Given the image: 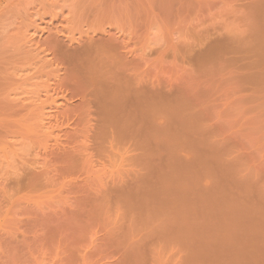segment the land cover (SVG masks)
Wrapping results in <instances>:
<instances>
[{"label": "rangeland", "instance_id": "rangeland-1", "mask_svg": "<svg viewBox=\"0 0 264 264\" xmlns=\"http://www.w3.org/2000/svg\"><path fill=\"white\" fill-rule=\"evenodd\" d=\"M263 10L264 0H0V264H264ZM82 47L135 93L144 116L135 100L137 124L121 110L135 142L122 121L127 141L83 107L88 70L74 79L54 56ZM152 87L159 119L142 103ZM26 90L45 105L31 118L8 108Z\"/></svg>", "mask_w": 264, "mask_h": 264}, {"label": "bare ground", "instance_id": "bare-ground-1", "mask_svg": "<svg viewBox=\"0 0 264 264\" xmlns=\"http://www.w3.org/2000/svg\"><path fill=\"white\" fill-rule=\"evenodd\" d=\"M255 6V5H254ZM253 9V8H252ZM248 10H250V9H248ZM251 11H253V10H251ZM246 12H248V11H246ZM263 12H264V10H263ZM249 13H250V11H249ZM257 14V13H256ZM252 15H255V14H252ZM260 15H262V14H260ZM263 16V15H262ZM254 18H255V16H253ZM246 18H248V17H246ZM253 18V19H254ZM258 18V17H257ZM264 19V18H263ZM247 20V19H246ZM251 20V19H250ZM252 21V20H251ZM259 21V20H258ZM263 23V22H262ZM249 24H250V21H249ZM254 25V24H253ZM250 26V25H249ZM257 26V25H256ZM249 28V27H248ZM256 28V27H255ZM254 28V30H256ZM263 28V27H262ZM258 29V28H257ZM262 31V30H261ZM259 32V31H258ZM259 34V33H258ZM257 36V35H256ZM260 36V35H259ZM85 45V44H84ZM87 45V44H86ZM90 44L88 43V46H89ZM59 48H61V47H59ZM86 49V48H85ZM85 49H83V47H82V51H83V53H82V51H81V53L80 52H77V51H74L73 52V50H62V49H59L58 50V48L57 49H55V50H57V52L54 54V56L56 57V56H58L57 58H61V60L62 61H64V62H66V65L67 66H70V69L71 70H69V74H70V71L72 72L71 74H72V76H74V79H76L75 78V76H76V74L75 73H77L78 74V71H77V69L79 68L80 70H81V68L83 69V70H88L87 72H89V75H87V76H89V78H91V86L89 87V86H87L86 84L85 85H83L82 86V89H81V91H80V93H81V98H82V104L84 105L83 107L85 108V105L87 106L88 105V110H89V112H92L91 110H93L94 109V112L95 111H99L98 112V114H97V112H96V114H95V116H100L99 118H97V119H102L101 118V116L102 117H104V126L102 125V127L103 128H105V124H106V127L108 126L109 128V133H112L113 134V136H112V138H114V137H116L117 138V136H120V135H123L124 136V131L126 132L128 129V131H132L130 128H128L129 126H131V123H133L132 121L129 123V124H127V121L126 120H129V119H126V120H124L125 118H124V116L127 114V112L128 111H126V109H128L130 106H132V105H128L127 103H132L133 105H135V101L137 100V99H134L135 98V93H134V91H136V94L137 93H140V90L142 89L141 88V86H139V85H137L136 84V88L134 87V85L131 87V88H135V89H137L138 88V86H139V91H137V90H135L134 89V91L132 90V92L134 93V98H133V96H131L130 95V97H132V98H130V97H128L129 96V91L131 90V89H129V91H127L126 93H124L126 90H124L123 89V86L124 87H126V85H123V80H122V78L120 79V81L117 79V82H116V87L117 88H115L114 87V83H111V82H113V81H111L110 82V80H112L111 78H109V77H111L110 75L112 74V73H114V70H113V72H112V69L110 68L111 66L109 65L108 66V68H107V65H108V63L109 64H111L110 62H108L107 63V65H106V62L104 61H102V58H103V56H102V58L99 60L98 59V61L96 60L97 58H94L96 55H94V57H92V55H93V53L92 52H90V54L89 53H87V54H85L84 53V51H85ZM88 49V48H87ZM105 49L107 50V49H109V48H107V47H105ZM115 49V48H114ZM54 50V51H55ZM104 49H102V51H103ZM53 51V52H54ZM89 51H91V50H89ZM98 51V50H97ZM101 50L99 51V52H102ZM105 51V50H104ZM116 51V50H115ZM114 51V53H116ZM86 52V51H85ZM120 51H118L117 50V53L116 54H118ZM108 53V52H107ZM101 55H102V53H101ZM105 55V54H104ZM107 55V54H106ZM108 57L109 56H107V57H105V59L107 58L108 59ZM34 59V58H33ZM41 59V58H40ZM40 59H38L39 61H40ZM104 59V60H105ZM113 59L115 60V63H116V65H115V67L116 66H119V65H117L118 64V62L120 63V61L122 60L121 58V60L118 58V56L117 57H113ZM118 59L120 60V61H118ZM201 60V59H200ZM35 61H37V60H35ZM110 61V60H109ZM116 61H118V62H116ZM202 61V60H201ZM32 62L33 63H35L33 60H32ZM38 62V61H37ZM36 62V63H37ZM41 62H42V60H41ZM31 63V62H30ZM35 63V64H36ZM69 65H68V64ZM41 64V63H40ZM39 63L37 64V66L39 67V68H42V64L40 65ZM48 64H51V61H50V63L48 62ZM55 64V63H54ZM120 64H122V61H121V63ZM53 64H51L50 66V68H52L53 66H52ZM111 65H113L112 66V68H114V64H113V61H112V64ZM36 66V65H35ZM34 66V67H35ZM44 66H45V64H44ZM43 66V67H44ZM107 68V69H106ZM44 69V68H43ZM48 69V68H47ZM115 70H116V68H114ZM118 69V68H117ZM38 70V69H37ZM56 69H53V71H55ZM108 70L111 72V74L109 75L108 74ZM32 71V70H31ZM118 70H116V72H117ZM35 72H36V69H35ZM38 73H39V71H37ZM57 72H58V70H57ZM67 72H68V70H67ZM74 72V73H73ZM107 72V73H106ZM115 72V73H116ZM49 73H51V70H49ZM53 73V72H52ZM51 73V74H52ZM56 73V72H55ZM35 74H37V73H35ZM47 74H48V72H47ZM75 74V75H74ZM82 75L83 76V74L82 73H79L76 77L77 78H79L78 76L79 75ZM87 74V73H86ZM105 74H107V75H109L108 77H105L104 75ZM118 74H120L119 72H118ZM117 74V75H118ZM117 75H115V76H117ZM34 76H36V75H34ZM38 76V75H37ZM82 76H80V77H82ZM104 77H105V79L107 80V81H109V83L111 84V87H113L112 89H110L111 87L107 84L108 82H106V80H104ZM119 77H120V75H119ZM31 78H34L33 76L31 77ZM36 78V77H35ZM83 78V77H82ZM15 79V78H14ZM21 79V78H20ZM28 81L30 80V77H27L26 78ZM74 79H72V80H74ZM84 79V78H83ZM108 79H110V80H108ZM32 80V79H31ZM30 80V81H31ZM33 80H35V79H33ZM79 80V79H78ZM77 80V81H78ZM102 80H104V82L106 83L105 85H103L104 84V82L103 83H100V82H102ZM19 81V80H18ZM23 81V80H22ZM81 81V80H80ZM80 81H78V83L79 84H83V83H81ZM25 82H27L26 80H25ZM25 82L23 83V84H25ZM83 82H86V81H84L83 80ZM115 82V81H114ZM120 82V83H119ZM125 82V81H124ZM14 83V82H13ZM22 83V82H21ZM28 83V82H27ZM77 83V82H76ZM77 83V84H78ZM127 83V82H126ZM117 84H119V86L121 87V88H119L118 86H117ZM125 84V83H124ZM34 86H36V85H34ZM128 86H130L129 84L127 85V87ZM126 87V89L128 90V88ZM30 88V87H29ZM53 88V87H52ZM115 88V90L113 91V89ZM153 88H154V90H156L155 89V87H152L151 88V90H149V91H151V93L153 92V94L155 93V94H157L158 93V91H157V93L156 92H154V90H153ZM20 89V88H19ZM31 89H32V87H31ZM118 89V90H117ZM121 89V90H120ZM21 90V89H20ZM32 90H34V89H32ZM31 90V91H32ZM48 90H50V89H48ZM83 90V91H82ZM85 90V91H84ZM117 90V91H116ZM28 91H30V89H28ZM37 90H35V92H36ZM114 93H113V92ZM119 91V92H118ZM142 91V90H141ZM25 94L27 93V90H26V92L25 91H23ZM34 92V91H33ZM33 92L31 93V95L33 94ZM38 92V91H37ZM110 92H111V94H110ZM131 92V93H132ZM132 93V94H133ZM150 93V92H149ZM9 94V93H8ZM7 94V95H8ZM83 94V95H82ZM141 94V93H140ZM140 94H137V96L138 95H140ZM146 94H147V91H146ZM146 94H145V97H146ZM155 94L152 96V98H150V97H146L145 98V100H147L148 102H145V101H143L142 103L144 104H146V103H150L149 101H151V100H153V101H155L156 99L158 100L159 98H158V96H159V94H157L156 96H155ZM16 95V94H15ZM15 95H14V97H15ZM22 95H24V94H22ZM27 95V94H26ZM31 95H30V97H31ZM34 95V94H33ZM36 95H38L37 93H36ZM36 95H34V96H36ZM171 95H174V94H171ZM171 95H169V96H171ZM140 96H144V94H141ZM139 96V98H141V101L142 100H144V98L142 99V97H140ZM150 96V95H149ZM8 97H9V99L11 100L12 98H10V96L8 95ZM25 97H28V98H26V99H22V100H24V101H22V100H20L19 102H21V103H19V102H17L16 100H15V98H14V100H15V102H17L18 104H14V100H12V103H9L8 105H9V107L8 108H11L12 110H14V108L15 109H19V110H22V111H30L26 116L28 117V118H31V116H32V114H34V113H36V114H41L44 110L43 109H45V105H44V102L41 100V99H39L40 98V96H37V98L36 97H34V98H30L31 100H28L29 99V92H28V95L27 96H25ZM39 97V98H38ZM125 97H128V98H126L125 99ZM49 98V97H48ZM47 98V100L49 101L50 100V98L48 99ZM53 98V97H52ZM65 98V97H64ZM117 100H116V99ZM131 99V101H134V103L133 102H131V101H129L130 99ZM169 98V97H168ZM68 99V98H67ZM93 99V100H92ZM122 101H120V100ZM133 99V100H132ZM151 99V100H150ZM170 99V98H169ZM42 101L41 103H40V101ZM128 100V102H125V101H127ZM140 100V99H139ZM160 100V99H159ZM116 101H119L118 102V104H116L117 102ZM153 101H151V103L148 105V104H146L147 105V108H149V107H151V104H152V106H154L155 108H157V107H160L159 106V104L157 105L155 102V104L157 105H155L154 103H153ZM165 101V100H164ZM169 101V100H168ZM22 102H24V103H22ZM47 102V101H46ZM66 102V101H65ZM69 102V101H68ZM115 102V103H114ZM121 102V104H120V107H118L119 106V103ZM112 103H114V104H116L117 105V107L115 106L114 107V105H112ZM137 101H136V106H132V108L133 107H135L136 109V114L137 113H141V111L140 112H138L139 110L138 109H141V107H140V103L137 105ZM158 103V102H157ZM12 104V105H11ZM14 104V105H13ZM21 104V105H20ZM154 104V105H153ZM163 104V103H162ZM93 105V106H92ZM126 105V106H125ZM169 105V104H168ZM175 105V104H174ZM11 106V107H10ZM13 106V107H12ZM15 106V107H14ZM91 106V109L89 108ZM121 106L123 107V109H120V112H119V108H121ZM137 106H138V108H137ZM141 106H143V105H141ZM149 106V107H148ZM82 107V106H81ZM82 107V108H83ZM94 107V108H93ZM112 107L114 108V110L112 109ZM154 107H151V108H149V110L148 111H150V110H152V108H153V112H154ZM166 107V106H165ZM93 108V109H92ZM96 108V109H95ZM115 108H118V110L117 109H115ZM124 108H126V109H124ZM131 108V107H130ZM144 109H145V105H144V107H143ZM177 108V107H176ZM87 109H86V112L87 113H89L88 111H87ZM143 109V110H144ZM168 109V108H167ZM81 110H83V109H81ZM121 110H123V112L124 111H126V112H122ZM129 110V109H128ZM130 110H132V111H130ZM129 110V112H128V115H130L128 118H131V116H133L134 114H135V112H134V110L133 109H130ZM157 110V109H156ZM155 110V111H156ZM163 110V109H162ZM112 111H113V113H112ZM115 111V112H114ZM147 111V112H148ZM159 111V110H158ZM117 112V113H116ZM119 112V113H118ZM123 114H125V115H123ZM130 112H132V114L130 113ZM82 113H84L83 111H82ZM93 113V112H92ZM92 113L90 114H87L86 116H88L89 115V117H91V115H92ZM116 113V114H115ZM121 113V114H120ZM134 113V114H133ZM143 113V112H142ZM144 113H146V112H144ZM151 114H152V112H150ZM155 113V115H156V112H154ZM153 113V114H154ZM159 113V112H158ZM114 114V115H113ZM117 115H119V118L121 119H118V116ZM138 115V114H137ZM142 116H144V114H141ZM141 115H138V117L139 116H141ZM161 115V114H160ZM80 116V115H79ZM121 116H123L122 118H121ZM125 116V117H126ZM147 116V115H146ZM153 116V115H152ZM157 116V115H156ZM154 116V118H158L159 116ZM1 117H2V115H1ZM93 117H94V115H93ZM117 117V118H116ZM126 117V118H127ZM134 117H136V124H137V121L139 120V118L137 117V116H135L134 115ZM134 117L132 118L133 120H134ZM96 118V117H95ZM141 118V117H140ZM144 118V117H143ZM149 118V117H148ZM153 117H151V119H152V123H154V125L156 124V125H158L156 122L158 121V119H156V122H155V119H154ZM150 119V118H149ZM153 119H154V122H153ZM120 120V121H119ZM123 120L126 122V123H124L123 122ZM121 121H122V123H121ZM141 121H142V119H141ZM141 121H139V123L141 122ZM147 121V120H146ZM145 120H144V122H146ZM101 122H103V119L101 120ZM100 122V123H101ZM150 122V121H149ZM120 123H121V125H126V126H128L127 128H126V126L124 125V127H125V129H127V130H125L124 128L122 129V126L120 125ZM147 123H148V121H147ZM108 124V125H107ZM136 124H134L135 125V127H136ZM141 124H144V123H142L141 122ZM149 124V123H148ZM147 124V127L149 126ZM112 125H114L113 127H114V129H113V127H111ZM161 125V124H160ZM121 126V127H120ZM132 126H133V124H132ZM142 127H143V125H141ZM144 126H146V124H144ZM118 127V129H120V132L121 133H123V134H121L120 133V135L119 134H117V132H119V130L117 131V129H115V128H117ZM154 127H156V126H154ZM134 128V127H133ZM137 128V127H136ZM141 128V127H140ZM150 128V127H149ZM157 128V127H156ZM156 128H154V132L157 130ZM108 129H103L104 130V133L102 132V136H106L105 135V133H106V131L108 132ZM110 129L112 130V131H110ZM147 129V128H146ZM145 129V130H146ZM161 129V128H160ZM135 130H137V131H140V130H138V128L137 129H135ZM142 130H144L143 128H141V131ZM148 130H151V129H148ZM152 130H153V128H152ZM151 130V131H152ZM127 131V132H128ZM127 132H126V134H125V136L126 135H130V138H132V140H133V136L132 135H135V137H136V135L137 134H132V132L130 133V132H128V133H130V134H127ZM134 132V131H133ZM147 132V131H146ZM145 132V133H146ZM143 132H140V133H138V134H141V135H143L142 134ZM158 133V132H157ZM107 134V136H108V133H106ZM111 134V135H112ZM132 134V135H131ZM147 134V133H146ZM110 135V134H109ZM111 135H110V137H111ZM145 135V134H144ZM144 135H143V137H144ZM155 135L156 134H154V137L152 136V139L154 138H156V137H158V136H156L155 137ZM132 136V137H131ZM138 136V138H139V136L140 135H137ZM127 138V140L128 139H130V138H128L129 136H126ZM108 138V137H107ZM116 138H114V140L116 139ZM120 138H123L122 140H126L124 137H122V136H120ZM137 139V138H136ZM136 139H135V141H136ZM116 140H118L119 141V138L118 139H116ZM126 140V141H127ZM131 140V139H130ZM131 140V141H132ZM125 141V142H126ZM129 141V140H128ZM135 141H132V142H135ZM123 142V141H122ZM124 142V143H125ZM155 144V143H154Z\"/></svg>", "mask_w": 264, "mask_h": 264}]
</instances>
